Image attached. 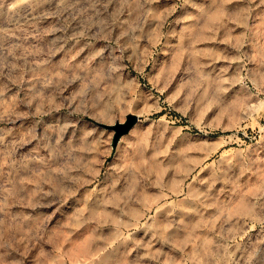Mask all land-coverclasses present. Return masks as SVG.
Listing matches in <instances>:
<instances>
[{
  "label": "rangeland",
  "instance_id": "374dc122",
  "mask_svg": "<svg viewBox=\"0 0 264 264\" xmlns=\"http://www.w3.org/2000/svg\"><path fill=\"white\" fill-rule=\"evenodd\" d=\"M0 264H264V0H0Z\"/></svg>",
  "mask_w": 264,
  "mask_h": 264
},
{
  "label": "bare ground",
  "instance_id": "6f19581e",
  "mask_svg": "<svg viewBox=\"0 0 264 264\" xmlns=\"http://www.w3.org/2000/svg\"><path fill=\"white\" fill-rule=\"evenodd\" d=\"M197 137H198V136H197ZM198 139H199V138H198ZM198 139H197V140H198ZM201 139H203V138H201ZM207 139H208V138H207Z\"/></svg>",
  "mask_w": 264,
  "mask_h": 264
}]
</instances>
